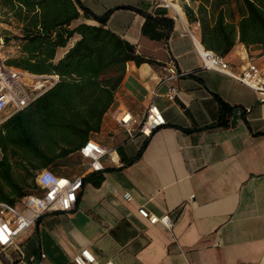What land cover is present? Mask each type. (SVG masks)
Segmentation results:
<instances>
[{
	"label": "crops",
	"instance_id": "crops-1",
	"mask_svg": "<svg viewBox=\"0 0 264 264\" xmlns=\"http://www.w3.org/2000/svg\"><path fill=\"white\" fill-rule=\"evenodd\" d=\"M80 1L96 14L113 9L107 27L155 63H127L115 100L90 138L111 149L102 159L99 182L89 177V159L80 148L44 167L69 178L82 173L83 186L70 211L45 213L20 236L25 256L15 264H33L40 253L44 264H74L82 249L100 264H264V101L242 82L203 68L200 26L190 23L183 8L188 3L197 9L200 0H168V6L150 0ZM144 13L175 20L169 39L142 33ZM79 22L97 24L82 15L72 24ZM76 38L57 49L56 60ZM226 59L236 72L249 61L264 66L262 50L240 42ZM171 62L192 73L167 81ZM172 84L179 88L173 101L166 97ZM218 97L234 106L226 125L216 124ZM151 102L167 124L154 131L139 158L125 164L145 137L131 138L112 111L129 110L141 121ZM126 192L132 200L125 199ZM140 207L169 214L173 226L150 223ZM0 264L7 263L0 258Z\"/></svg>",
	"mask_w": 264,
	"mask_h": 264
},
{
	"label": "trees",
	"instance_id": "trees-1",
	"mask_svg": "<svg viewBox=\"0 0 264 264\" xmlns=\"http://www.w3.org/2000/svg\"><path fill=\"white\" fill-rule=\"evenodd\" d=\"M183 8L190 23L199 24L206 49L226 58L240 42L264 53V0H200L197 9L188 3ZM112 12L96 14L80 0H0L4 46L16 47L6 63L30 73L58 75L49 90L0 125V201L16 203L26 194L39 193L36 172L79 149L100 130L127 63H155L107 27ZM144 14L142 33L169 39L175 20ZM81 15L97 24L73 25ZM75 37L56 60L57 49ZM218 99L221 115L216 124L226 125L234 106ZM149 138L134 157L124 158L125 164L140 157ZM89 177L97 183L102 174L96 171Z\"/></svg>",
	"mask_w": 264,
	"mask_h": 264
},
{
	"label": "built area",
	"instance_id": "built-area-1",
	"mask_svg": "<svg viewBox=\"0 0 264 264\" xmlns=\"http://www.w3.org/2000/svg\"><path fill=\"white\" fill-rule=\"evenodd\" d=\"M150 1L169 5L168 0ZM3 46V37L0 33V125L34 102L58 81V75L54 73L35 74L8 65L6 63L8 57L1 55ZM198 52L203 68L225 73L242 82L257 91L261 100L264 101V66L249 61L240 72H236L225 57L214 51L201 47ZM168 71L167 81L178 80L192 73V71L179 70L173 62ZM178 93V86L172 84L166 97L173 101ZM112 117L127 130L131 138L139 134L150 137L154 131L167 123L162 109L154 102L148 105L141 121H138L129 110L121 108L114 109ZM110 151V148L93 139L86 140L79 149L80 154L89 159L86 169L90 172L104 169L102 159ZM83 182L84 174L82 173L69 178L56 175L49 168H43L37 171L34 177V184L40 189L39 193L26 194L16 203L0 201V258L7 264L23 261L25 253L19 243L20 236L43 214L70 211L77 202ZM124 197L126 200H132L130 192H126ZM138 212L152 224L161 223L167 228L173 226V220L169 214L158 216L145 207H140ZM44 256L40 253L39 260L33 264H44L42 262ZM72 261L74 264H100L88 249H82Z\"/></svg>",
	"mask_w": 264,
	"mask_h": 264
},
{
	"label": "rangeland",
	"instance_id": "rangeland-1",
	"mask_svg": "<svg viewBox=\"0 0 264 264\" xmlns=\"http://www.w3.org/2000/svg\"><path fill=\"white\" fill-rule=\"evenodd\" d=\"M1 28H2V25H0V33H1ZM14 54H15V48L14 47L3 46L2 50H1V55L9 58Z\"/></svg>",
	"mask_w": 264,
	"mask_h": 264
}]
</instances>
